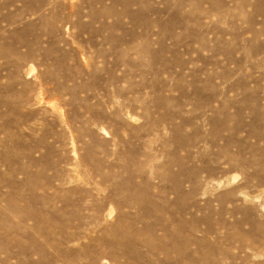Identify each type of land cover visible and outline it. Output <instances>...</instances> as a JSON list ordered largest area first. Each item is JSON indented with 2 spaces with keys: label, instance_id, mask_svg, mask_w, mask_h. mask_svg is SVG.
<instances>
[{
  "label": "rangeland",
  "instance_id": "1",
  "mask_svg": "<svg viewBox=\"0 0 264 264\" xmlns=\"http://www.w3.org/2000/svg\"><path fill=\"white\" fill-rule=\"evenodd\" d=\"M0 264H264V0H0Z\"/></svg>",
  "mask_w": 264,
  "mask_h": 264
},
{
  "label": "bare ground",
  "instance_id": "2",
  "mask_svg": "<svg viewBox=\"0 0 264 264\" xmlns=\"http://www.w3.org/2000/svg\"><path fill=\"white\" fill-rule=\"evenodd\" d=\"M103 130H104V129H103ZM224 183H225V182H224ZM109 214H112V210H110V212H108V215H109ZM109 216H110V215H109Z\"/></svg>",
  "mask_w": 264,
  "mask_h": 264
}]
</instances>
